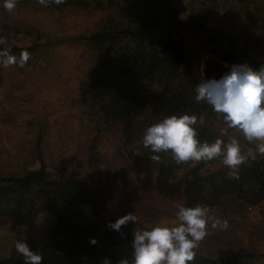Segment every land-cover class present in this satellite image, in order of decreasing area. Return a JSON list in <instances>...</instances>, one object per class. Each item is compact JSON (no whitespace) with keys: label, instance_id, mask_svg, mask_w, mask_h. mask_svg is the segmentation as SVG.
Masks as SVG:
<instances>
[{"label":"trees","instance_id":"obj_1","mask_svg":"<svg viewBox=\"0 0 264 264\" xmlns=\"http://www.w3.org/2000/svg\"><path fill=\"white\" fill-rule=\"evenodd\" d=\"M182 0H66L47 7L37 0H17L19 5L33 3L56 19L96 15L99 21L89 31L75 37L90 54V72L76 89L75 105L88 124L97 128L87 155L79 162L80 173L56 171L43 160L42 133L37 136L35 154L41 165L23 175L0 173V217L10 223L15 242L27 238L30 248L43 256L42 264H118L131 259L134 226H122L119 232L108 227L114 223L109 212L115 199V187L128 184L125 162L104 178L100 161V136L112 131L119 136L125 157L136 169L152 164L150 156L159 155L157 188L161 197L180 201L185 207L203 205L232 215L264 199V156L256 153L242 133L230 129L250 158L239 169V179L228 176L229 168L213 175L206 171L211 161L177 164L171 153H153L142 145L145 130L170 115L197 117L194 126L201 143H212L226 128L221 116L206 102L195 100V87L204 80H219L233 65L247 64L254 70L264 67L243 50L239 34L209 23L211 7L203 14L184 17ZM264 28V27H263ZM14 39L0 44L11 54L35 53L48 43L22 26L13 27ZM12 38V37H11ZM206 42L209 53L203 57L196 48ZM219 47L214 51L215 47ZM203 60L205 65L203 64ZM226 141V140H225ZM185 170L178 176V171ZM52 219L49 238L38 242L25 231L34 229L41 216ZM95 239L97 243L91 244ZM11 242L0 252V264H25L24 257ZM197 251V250H196ZM253 251L219 247L216 256L197 251L188 264H236L252 260Z\"/></svg>","mask_w":264,"mask_h":264},{"label":"rangeland","instance_id":"obj_2","mask_svg":"<svg viewBox=\"0 0 264 264\" xmlns=\"http://www.w3.org/2000/svg\"><path fill=\"white\" fill-rule=\"evenodd\" d=\"M3 3L0 0V39L13 41V27L19 25L33 30L48 44L30 53L31 58L23 68L0 67V173L23 175L39 167L41 159L35 154V144L40 133L44 163L56 171L80 173L79 162L86 157L88 144L98 129L88 124L75 105L76 89L88 77L91 65L86 46L75 37L94 28L99 17L88 14L56 19L52 12L45 13L33 3L16 4L12 11L6 10ZM180 6L185 18L192 13H206L207 7H211L214 11L209 18L211 25L238 33L243 50L257 60L264 59V0H182ZM199 44L196 48L205 57L210 47L204 41ZM228 133L233 136L230 129ZM99 144L104 178L124 162L129 169L128 184L115 187V199L109 207L113 219L132 213L137 223L128 225L136 230H149L161 222L175 225V213L183 204L161 197L155 163L136 169L125 157L119 136L112 131L103 133ZM225 168L228 167L222 158H218L205 169L215 175ZM184 172L180 170L177 175ZM208 217V234L199 243V254L216 256L219 247L253 251L257 253L255 258L236 264H264V199L247 207L242 216L214 209L208 210ZM217 218L226 221L227 228L222 224L211 227ZM51 221L50 216L43 215L36 227L25 234L38 242L46 241ZM15 238L10 223L0 217V252Z\"/></svg>","mask_w":264,"mask_h":264},{"label":"clouds","instance_id":"obj_3","mask_svg":"<svg viewBox=\"0 0 264 264\" xmlns=\"http://www.w3.org/2000/svg\"><path fill=\"white\" fill-rule=\"evenodd\" d=\"M40 5L47 7L50 3L60 5L66 0H37ZM17 0H4L6 10L15 9ZM5 43L0 39V44ZM30 53L22 51L19 56L11 54L10 48L0 50V67L10 65L25 67L30 60ZM195 100L206 102L213 111L222 117L226 128H221V137L214 142L201 143L195 115H170L149 126L142 138V145L150 148L153 153H171V158L177 163L189 161L199 163L222 158V163L230 171L231 179H239V169L242 164L257 159L256 153L264 156V67L254 70L247 64L233 65L219 80H204L195 87ZM228 129L238 130L244 139L255 144L256 153L251 150L247 156L242 154L240 142ZM150 159L160 160L159 155ZM177 223L168 225L163 222L149 230H134L131 247V259L123 258L118 264H188L195 259L199 243L208 234V208L203 205L195 207L180 206L175 213ZM129 222L137 223L136 215L129 213L108 227L119 232L122 226ZM227 228V222L217 218L211 225ZM91 244L97 243L95 239ZM16 251L24 257L25 264H42L43 256L32 250L24 236L15 242ZM103 264H110L104 259Z\"/></svg>","mask_w":264,"mask_h":264}]
</instances>
